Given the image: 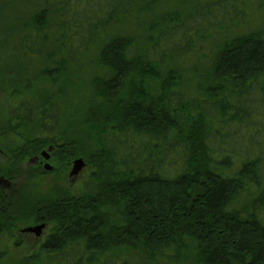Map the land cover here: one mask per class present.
Wrapping results in <instances>:
<instances>
[{"label":"trees","instance_id":"16d2710c","mask_svg":"<svg viewBox=\"0 0 264 264\" xmlns=\"http://www.w3.org/2000/svg\"><path fill=\"white\" fill-rule=\"evenodd\" d=\"M149 1L44 0L22 29L29 35L20 49L27 58L44 56L48 15L55 13L66 58L51 53L53 66L41 74L44 86H55L69 60ZM242 6V0L199 3L185 15L165 14L164 26L143 47L127 37L103 47L86 117L95 130L88 160L94 171L80 196L31 192L39 169L26 162L48 146L61 161L78 152L70 134L56 133V95L41 98L38 115L31 100L20 101L14 131L39 117L47 138L26 141L0 166L5 179L29 182L22 195L0 188V264L12 233L33 222L54 225L43 244L48 264H183L188 242L194 264H264V31L224 45L193 104L180 92L179 74L166 67L237 24ZM7 81L0 89L12 85ZM172 131L175 139L162 151Z\"/></svg>","mask_w":264,"mask_h":264},{"label":"rangeland","instance_id":"374dc122","mask_svg":"<svg viewBox=\"0 0 264 264\" xmlns=\"http://www.w3.org/2000/svg\"><path fill=\"white\" fill-rule=\"evenodd\" d=\"M209 1L216 0H150L148 4L138 6L129 18L101 32L94 45L75 59L69 60L59 83L55 86L47 83L44 86L45 81L41 74L53 66V62L48 59L49 55L55 53L59 54V57L66 58V55L61 53L63 47L61 41L64 42V37H62L63 30L59 18L55 13L49 12L47 20L49 42L44 56L39 59L27 58L20 45H23V40L29 32H22V29L24 31L32 23L34 16L45 8V2L44 0H0V84L6 79L12 84L9 87V84H4L0 89V153L5 155L2 158L8 157L10 160L11 153L24 146L28 140L47 138L38 127L39 117L14 131L18 126L15 110L20 101L29 99L33 103L34 114L38 115L42 110L41 98L51 95L57 96L61 111V120L56 133L58 136L70 134V140L74 143L72 151L78 152L74 159L61 161L56 156V148L53 146L54 150L50 153L49 161L41 157L43 165L33 164L39 172L33 174L36 178L31 192L39 196L54 192L80 196L86 182L93 174L94 170L89 167L88 160L93 148L91 134H94L95 130L86 123V117L87 114L91 116L89 98L93 94V81L101 73L99 60L103 47L109 41L123 37L132 38L143 47L149 42L150 37H155L158 30L164 26L160 23V18L165 14L180 12L185 15L196 4ZM242 5V18L237 24L223 32L207 36L197 42L189 52L167 63L166 67L181 77L179 89L189 103L193 104L207 88L212 79L217 55L226 43L254 32L264 31V0H242ZM31 85L32 89L26 91L25 87ZM99 102L100 100L97 103ZM97 113L98 111L93 109L92 118ZM175 136L176 131H172L162 139V151L167 149ZM51 147H46L42 152H48ZM79 159L85 162V167L77 177H72L74 162ZM9 160L0 158V166H7ZM26 163L32 164L31 161ZM46 165L52 170L46 171ZM11 183L10 189H19L20 195H22V187L29 186V182L25 181L12 180ZM40 225L36 222L25 223L12 233L7 243L8 251L4 264H48L43 244L53 232L54 225L47 224L40 236L25 232L28 228ZM188 244L190 250L183 264H194V243L188 242Z\"/></svg>","mask_w":264,"mask_h":264},{"label":"water","instance_id":"95a60500","mask_svg":"<svg viewBox=\"0 0 264 264\" xmlns=\"http://www.w3.org/2000/svg\"><path fill=\"white\" fill-rule=\"evenodd\" d=\"M54 149L51 147L48 149V152H42V157L46 160V161H49L50 158H51V155L50 153L53 151ZM39 161V157L33 159L32 162H37ZM85 167V162L82 160V159H79V160H76L74 162V167H73V171L71 173V176L72 177H77L81 172L82 170L84 169ZM45 169L46 171H51L52 168L49 166V165H46L45 166ZM0 181H4V179L0 178ZM46 228V225L45 224H42L40 226H37V227H34V228H28L25 230L26 233H34L36 234L37 236H40L42 234V231Z\"/></svg>","mask_w":264,"mask_h":264},{"label":"flooded vegetation","instance_id":"af4514ba","mask_svg":"<svg viewBox=\"0 0 264 264\" xmlns=\"http://www.w3.org/2000/svg\"><path fill=\"white\" fill-rule=\"evenodd\" d=\"M52 148L54 149V147L52 146ZM2 156H5L4 154L2 155L1 153H0V158L1 159H5L6 161L7 160H9V158L7 157V159L6 158H2ZM42 156H40L39 157V161H37V162H32L33 160H31V162H32V164H35V165H37L38 163L40 164V165H43L44 163H42L41 162V158ZM37 158V157H36ZM35 159V158H34ZM6 161H4V162H6ZM0 178H2V179H4V181H0V188L1 189H10L11 187H12V181L11 180H6L4 177H2V176H0Z\"/></svg>","mask_w":264,"mask_h":264}]
</instances>
